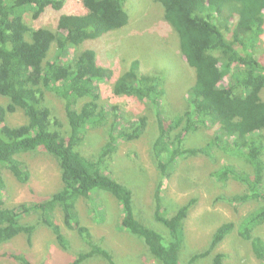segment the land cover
Masks as SVG:
<instances>
[{
    "label": "trees",
    "instance_id": "1",
    "mask_svg": "<svg viewBox=\"0 0 264 264\" xmlns=\"http://www.w3.org/2000/svg\"><path fill=\"white\" fill-rule=\"evenodd\" d=\"M81 1L83 10L61 14L53 30L34 28L25 15L32 12L33 18L39 19L48 8L62 9L65 0H0V96L8 99L7 104L0 103V247L19 234L32 243L37 228L45 225L58 244L69 249L70 241L56 219L59 208L66 228L84 243L81 249L67 250L74 252L69 264L96 258L118 264L103 240L82 223L77 207L81 199H87L98 222L103 221L96 199L106 192L121 208L117 229L141 240L149 255L158 260L153 264H202L212 253L209 264H223L226 253L215 251L236 227L264 264V237L254 234L264 224V0H151L148 9L158 8L162 23L175 32L180 54L194 70L193 81L175 109L168 111L164 106L171 83L159 68L142 71L141 60L134 59L115 80V94L148 102L157 115L152 156L162 179L155 190V220L166 227V234L138 218L145 220L140 211L135 212L133 189L108 170L107 161L117 151L119 140L140 138L148 125L147 116L120 124L118 108L113 105L109 109L101 102L100 84L110 80L114 70L99 64L90 47L94 42H88L106 34L109 38L130 24L127 0ZM54 43L57 51L50 57ZM50 92L64 102L66 125L53 118ZM19 110L27 121L9 125L8 115ZM209 124L214 133L207 136L203 129ZM107 126L106 143L96 150L95 157L86 156L83 147L88 130ZM200 134L196 144L187 145L191 137ZM38 150L56 158L62 186L49 196L37 195L36 201L7 206L5 169L21 182H29L31 171L19 155ZM201 154L212 161L216 154L225 156L226 162L218 164L210 177L225 188L231 182L242 187L218 198L238 211L247 203L253 207L238 225L222 223L206 249L184 260V223L198 199L168 216L162 205L163 179L172 175L180 160ZM30 216L35 218L26 220ZM4 256L21 264H44L32 262L20 252H5Z\"/></svg>",
    "mask_w": 264,
    "mask_h": 264
},
{
    "label": "rangeland",
    "instance_id": "2",
    "mask_svg": "<svg viewBox=\"0 0 264 264\" xmlns=\"http://www.w3.org/2000/svg\"><path fill=\"white\" fill-rule=\"evenodd\" d=\"M81 2V0H65L62 9L48 8L39 19H34L32 12H28L25 20L34 28L44 26L56 30L61 14L81 12L84 8ZM150 3H152L151 0H127L125 8L131 18L130 24L114 31L112 35L109 34V38L106 34L97 39H90L88 42H94L90 47L96 51L99 64L101 62L102 66H108L114 70L113 77L100 84L101 102L109 109L113 105L118 108V113L122 117L120 124L137 121L141 116L148 118L147 129L140 138L131 141L119 140L117 151L107 161L108 170L112 176L126 185L129 183L133 189L135 212L136 209L140 211L145 220L136 214L137 217L146 225L166 234V227L155 220V190L162 179L161 171L152 156V144L158 134L157 115L148 102L127 95H117L113 91L115 80L129 68L134 59L141 60L142 71L155 68L165 71L171 83L164 100V106L168 111L174 106L178 107L183 91L193 81L194 70L188 67L185 57L180 54L177 35L173 30L165 28L168 24L162 23L164 18L157 7L148 9ZM261 49L264 53V34L261 39ZM56 51L57 44L54 43L49 56L53 57ZM262 61L264 62V56ZM262 96L264 99V92ZM48 99L53 118L59 119L66 125L64 102L55 97L52 92ZM0 103L7 104L8 99L0 96ZM27 119L25 113L19 110L9 114L7 122L9 125H20ZM107 130L108 126L88 130L83 147L86 156L93 158L98 154L95 153L96 150L107 141ZM203 130L207 136L214 133V127L211 124ZM200 137L201 134L199 137L198 135L191 137L187 145L196 144ZM216 156L215 161L203 154L182 159L172 175L163 179L162 205L163 209L170 214L168 216L173 215L181 205L191 199H198L184 223L185 243L181 253L184 260H188L193 253L206 249L214 232L222 223L234 221L238 225L242 217L253 207L251 203H247L238 211L229 202L218 198L224 195L225 191L237 192L242 190V187L231 182L225 188L210 177V172L218 164L227 160L225 156L219 154ZM19 157L30 169L31 178L29 182H21L11 170L5 169L7 186L4 191V200L7 206L14 207L24 202L36 201L37 195L49 196L62 186L61 168L55 157L43 150L26 152ZM96 205L100 210V219L101 214L105 216L101 222H98V217L87 199H81L77 203L82 223L90 227L97 239L103 240V244L114 254L118 264H153L155 261L158 263L155 257L154 260L149 255L147 247L141 240L125 230L117 229L121 208L113 195L101 193L97 196ZM56 216L57 222L61 224L70 241V247L67 250H73V247L83 248L84 243L78 234L66 228L59 208ZM34 218L35 216H30L26 220ZM237 231L236 227L235 232H231L215 251L226 253L223 264H262L253 254L250 241L243 239ZM254 234L264 237V224L260 231L256 229ZM67 250L58 244L52 230L44 225L37 228L32 243H29L25 235L19 234L2 245L0 264H21L4 256L5 252L23 253L36 263L69 264L74 252ZM213 255L214 253L201 260L202 264L211 263ZM82 264L108 263L104 259L96 258Z\"/></svg>",
    "mask_w": 264,
    "mask_h": 264
},
{
    "label": "bare ground",
    "instance_id": "3",
    "mask_svg": "<svg viewBox=\"0 0 264 264\" xmlns=\"http://www.w3.org/2000/svg\"><path fill=\"white\" fill-rule=\"evenodd\" d=\"M129 235V234H128Z\"/></svg>",
    "mask_w": 264,
    "mask_h": 264
}]
</instances>
